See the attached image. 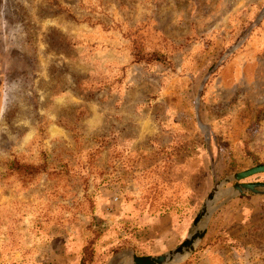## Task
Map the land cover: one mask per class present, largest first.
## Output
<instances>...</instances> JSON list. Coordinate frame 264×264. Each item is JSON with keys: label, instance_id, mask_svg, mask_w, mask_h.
Wrapping results in <instances>:
<instances>
[{"label": "rangeland", "instance_id": "1", "mask_svg": "<svg viewBox=\"0 0 264 264\" xmlns=\"http://www.w3.org/2000/svg\"><path fill=\"white\" fill-rule=\"evenodd\" d=\"M95 141L114 158L88 176ZM169 154L181 179L153 194ZM210 157L219 179L264 161V0H0V264L86 243L104 264L162 209L188 217Z\"/></svg>", "mask_w": 264, "mask_h": 264}, {"label": "crops", "instance_id": "2", "mask_svg": "<svg viewBox=\"0 0 264 264\" xmlns=\"http://www.w3.org/2000/svg\"><path fill=\"white\" fill-rule=\"evenodd\" d=\"M108 62L110 63V61L106 63ZM111 62H114V60H111ZM124 66L126 65L120 64V62L111 64V67H116L117 69H121ZM59 125L61 130L65 128V126ZM55 127L60 129L58 125ZM95 145L100 146L98 141H95L93 146ZM104 147L105 149L99 152L98 164L100 162H105L108 166V158L109 154H111V149L108 142ZM59 153L65 154V151L59 150ZM178 158L176 154L175 156L169 154L164 157L163 161L160 160L156 162L151 169L149 168L150 170L147 169L145 171L146 173L150 171L153 173V178L158 179L153 184V188H150L151 193L159 194L162 193L163 189H174L176 182L177 184L179 183L181 179V175L179 174L180 164L182 163L179 162ZM86 171L88 172L89 169ZM140 173L142 174L144 172L140 171ZM141 174H139V177H142ZM216 175L219 179L220 176L218 174ZM254 175L260 176L250 178L255 177ZM254 175L246 177V180H244V178V181L241 180V182H264V173H257ZM210 177L212 176L210 175ZM212 185L213 182L205 192L204 197L198 203V206H196L197 204L193 205L192 201H189V209L187 210L189 215L186 219L181 221V223L176 221L172 211L162 209L160 213H157L147 224H143L142 227L138 228L133 238L129 237L127 240H124L119 251L131 250L138 256H149L160 254L176 246L186 236L194 216L203 199L211 190ZM169 193L173 194V192ZM182 234H184L183 237H181ZM81 241L86 243L85 238ZM147 242H149L150 246L148 247V253H145L141 251L142 249L138 246L144 243L146 244ZM86 244L81 246L77 256L72 255L68 259L71 261L72 257H74L76 261L79 260V257L82 255V248ZM195 251H200L196 255V264H264V195H241L222 206L211 217L204 237ZM115 253H113L104 264H107ZM38 258L46 259L41 252ZM45 264H61V262L51 261L45 262Z\"/></svg>", "mask_w": 264, "mask_h": 264}, {"label": "water", "instance_id": "3", "mask_svg": "<svg viewBox=\"0 0 264 264\" xmlns=\"http://www.w3.org/2000/svg\"><path fill=\"white\" fill-rule=\"evenodd\" d=\"M210 171L213 179L212 188L203 199L186 236L180 243L160 254L149 256H138L131 250H122L115 253L107 264H178L195 252L211 217L222 206L241 195H264V182H238L248 176L264 173V164L233 172L218 179L214 171V162L210 157Z\"/></svg>", "mask_w": 264, "mask_h": 264}, {"label": "trees", "instance_id": "4", "mask_svg": "<svg viewBox=\"0 0 264 264\" xmlns=\"http://www.w3.org/2000/svg\"><path fill=\"white\" fill-rule=\"evenodd\" d=\"M161 57H162L161 53H159L157 51H154V52H150V53H147V54H144V55H141V56L137 57L136 61L137 62H140V61L148 62V61H152V60L153 61L154 60H161ZM99 144H100V146H96V145L95 146H92L90 148V150H89L90 153H91L90 156L87 155L86 160H84V162H81V165L84 163L83 165L85 166V168L86 169H89L88 172L86 171V173H88V176L90 174H92V172H94L96 170L97 163H98V157L100 156V154H99L100 150L105 149V147H104L105 144H103V143H99ZM64 155H66V154H60V153H58V154H55V155L52 156L53 159H51L50 162L48 160H46L47 161V169L52 168L53 170L56 171V173H61V175H62V166H60V169L59 170H56L53 165L56 162H59V161L61 162L63 160L61 156H64ZM115 155L116 156L117 155L120 156L121 154H119L118 152H116ZM55 157H58V160L59 161H56ZM113 158L114 157L111 154H109L108 163H111L112 160H113ZM254 163L255 164H258V165H262V164H264V161H258V160H255L254 159ZM51 165H52V167H51ZM64 167L66 168V165L65 164H64ZM47 173L49 174L50 173V170H48ZM91 254H92V252L88 248V244H86L85 246H83V248H82V255H81V257H79L78 264H86V263H88L90 261V259L92 258V255ZM43 264H45V263H43Z\"/></svg>", "mask_w": 264, "mask_h": 264}]
</instances>
